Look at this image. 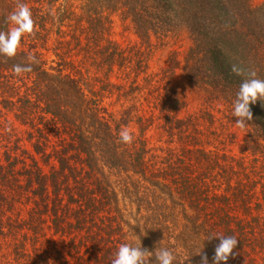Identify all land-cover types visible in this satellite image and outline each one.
<instances>
[{"label": "trees", "instance_id": "1", "mask_svg": "<svg viewBox=\"0 0 264 264\" xmlns=\"http://www.w3.org/2000/svg\"><path fill=\"white\" fill-rule=\"evenodd\" d=\"M16 2L0 0V31ZM21 2L34 34L15 57L0 55V264H111L121 244L139 240L171 250L173 264H200L201 251L212 264L219 240L205 238L214 234L239 241L226 264H264V100L250 105L261 141L250 133L237 157L211 113L178 117L186 103L172 83L174 57L148 73L153 40L161 45L185 25L187 77L233 111L246 77L231 65L264 79V10L251 0ZM114 17L137 43L112 39ZM29 54L33 70L16 76L13 65ZM107 98L121 103L119 119ZM160 117L157 132L177 146L157 157L146 135ZM123 127L131 144L119 140ZM66 238L62 252L54 239Z\"/></svg>", "mask_w": 264, "mask_h": 264}, {"label": "rangeland", "instance_id": "2", "mask_svg": "<svg viewBox=\"0 0 264 264\" xmlns=\"http://www.w3.org/2000/svg\"><path fill=\"white\" fill-rule=\"evenodd\" d=\"M250 5L252 9L262 8L264 10V0H251ZM113 22L112 39L114 41L118 42L122 47H127L138 42L132 28L127 22H122L118 17H114ZM153 44H155V47L149 55L148 73H156L159 70L168 68L170 66L169 60L173 57L178 62L172 83L186 103V109L178 114L179 118H185L186 116L199 117L205 115L206 112L211 113L215 119L213 129L217 132V135L223 137L226 151L237 157H240L242 151L249 147L250 133L254 134L261 141L260 135L250 125L243 130L237 128L235 126L237 118L233 117V111L219 100L212 99L208 91L195 87L187 77L185 73V58L191 47V40L189 29L185 25H180L161 45L155 42V40H153ZM47 57L49 61L54 59L50 52L47 53ZM77 69L81 68L78 66ZM81 71L83 72L82 69ZM104 105L108 107L110 113L119 119L122 111L121 103H116L114 98H107L104 100ZM162 118L160 117L155 122V127L146 135L151 153L157 157L165 155L169 149L173 150L177 146L176 143H171L169 137L165 136V134H161L160 131L157 132L156 128H158V125L163 123ZM8 119L14 122L11 116H8ZM231 135L234 136L232 137ZM230 138H233V140ZM247 159L250 162L249 157ZM54 242L62 252L67 251L71 247L68 238L63 243L58 239H54ZM47 246L51 249V242L47 243ZM81 250L84 251L85 248L83 247ZM68 259L70 260V264H77L72 258Z\"/></svg>", "mask_w": 264, "mask_h": 264}, {"label": "clouds", "instance_id": "3", "mask_svg": "<svg viewBox=\"0 0 264 264\" xmlns=\"http://www.w3.org/2000/svg\"><path fill=\"white\" fill-rule=\"evenodd\" d=\"M5 22L9 27L7 31H0V55L6 58H13L17 54L22 37L34 34L35 22L32 19L29 6L22 3L21 0H17L14 9L6 16ZM27 60V64L13 65L12 71L16 76L33 70L32 64L37 62L35 56L29 54ZM230 71L236 76L246 77L236 93L232 113L233 117L237 118L235 126L243 130L249 126V122L253 119L250 105L264 100V79L257 78L256 70L245 69L238 64H232ZM119 140L124 144L133 142V135L127 127H123L120 130ZM136 238L138 239L139 237L136 236ZM212 239L219 240V244L214 250L212 264H226L229 257L233 255L234 249L239 242L238 239L235 236L222 234L209 235L205 238L208 241ZM201 252L198 254L201 256L200 264H208V257L201 255ZM153 255L156 264H173L175 260L171 250L156 247L155 251H149L141 247V240H139L137 246L128 243L121 244L111 264H149V259Z\"/></svg>", "mask_w": 264, "mask_h": 264}]
</instances>
